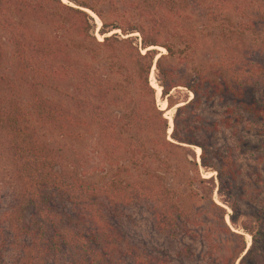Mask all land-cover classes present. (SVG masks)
<instances>
[{"label":"trees","instance_id":"1","mask_svg":"<svg viewBox=\"0 0 264 264\" xmlns=\"http://www.w3.org/2000/svg\"><path fill=\"white\" fill-rule=\"evenodd\" d=\"M194 7L209 25L185 20ZM0 32L12 47L6 66L0 38V162L14 182L0 264H264V229L239 221L238 201L231 213L217 202L202 172L222 176L221 131L264 141V65L236 57L264 51V0H0ZM154 68L176 108L171 133ZM179 87L194 97L180 101ZM224 100L208 122L204 106Z\"/></svg>","mask_w":264,"mask_h":264},{"label":"rangeland","instance_id":"2","mask_svg":"<svg viewBox=\"0 0 264 264\" xmlns=\"http://www.w3.org/2000/svg\"><path fill=\"white\" fill-rule=\"evenodd\" d=\"M67 1V0H65ZM90 13L94 14L98 29L102 25L101 19L91 10ZM187 16H185V20L192 24L194 21V25L196 27H201V25H209L206 21L207 17V9H202L201 7H194L190 11H188ZM212 28L206 30V32H210ZM119 32L120 30H115L113 33ZM134 35L139 36V33H135ZM98 36L102 38V36L98 33ZM0 38L5 43L9 56L8 62L6 66L11 65V52L12 47L7 39L5 33L0 32ZM209 48V47H207ZM152 49H158L161 53H166V49L161 46L152 47ZM200 53V51H199ZM241 56L244 61H248L249 63H253L255 65L263 66L264 65V51H254L243 49L240 53L236 54V57ZM231 59H234L235 55L230 53ZM203 59V54L198 58ZM156 67V66H155ZM175 68L183 79H187L188 81L193 82L195 79V74L192 70V64L190 65H179L176 64ZM151 82L156 87L157 91V98L159 105L166 110V115L170 119V126L171 129L169 133L172 131L174 127V116L176 113V108L167 109L168 104L162 98V85L158 81V75L155 68L151 74ZM203 92V91H202ZM173 95L178 98L180 101H184L187 98H193L194 93L188 90L185 87H179L177 90H174ZM182 104V103H181ZM180 105V104H179ZM227 103L226 100L224 101H216L215 105H205L203 116L207 118V121L214 120L216 115L220 113L226 114L227 113ZM217 111V114L215 113ZM222 133L218 136L215 144L212 145V149L214 151L212 159L217 165H221L222 173L220 176L219 172L213 169H204L202 168V172L205 177H214L216 183V190L214 193V198L217 202L222 204L227 208L229 213L232 212L231 204L235 201H238L239 205L241 206V213L239 215V221L245 220H252L256 225V232L264 229L263 224L260 221L261 217V209L264 207V204L258 205H249L242 200L243 197H247L249 195L257 196L260 201H264V141L261 138V142L258 137L252 136L251 142L242 139L244 137V132L242 130H236L234 134L230 133ZM82 145V146H81ZM75 147L78 150H82V154L85 153V145L78 143ZM195 149L197 156L200 159V155L202 153V149L199 146H193ZM90 157V155H89ZM231 159L236 161V166H233L230 163ZM253 182V184L251 183ZM263 183V184H261ZM14 191V182L11 178V171L9 163L6 159H3L0 162V206H3L7 200L9 199L10 195ZM239 199V200H238ZM227 220L230 221V217L227 216ZM144 227V226H143ZM263 227V228H262ZM142 229V237L144 238H151V233L147 228ZM247 241L249 242L248 245H251L252 236L247 234ZM258 249L263 251L264 255V239L261 240Z\"/></svg>","mask_w":264,"mask_h":264},{"label":"bare ground","instance_id":"3","mask_svg":"<svg viewBox=\"0 0 264 264\" xmlns=\"http://www.w3.org/2000/svg\"><path fill=\"white\" fill-rule=\"evenodd\" d=\"M172 130H173V128H172ZM172 132V131H171Z\"/></svg>","mask_w":264,"mask_h":264},{"label":"water","instance_id":"4","mask_svg":"<svg viewBox=\"0 0 264 264\" xmlns=\"http://www.w3.org/2000/svg\"><path fill=\"white\" fill-rule=\"evenodd\" d=\"M156 68V67H155ZM171 133V132H170Z\"/></svg>","mask_w":264,"mask_h":264}]
</instances>
